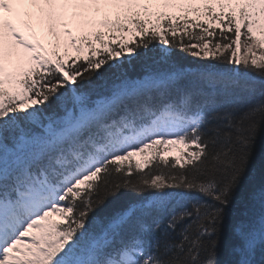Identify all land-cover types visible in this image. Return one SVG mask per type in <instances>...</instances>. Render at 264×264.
Segmentation results:
<instances>
[{
	"label": "snow or ice",
	"instance_id": "1",
	"mask_svg": "<svg viewBox=\"0 0 264 264\" xmlns=\"http://www.w3.org/2000/svg\"><path fill=\"white\" fill-rule=\"evenodd\" d=\"M262 125L264 0H0V264H264Z\"/></svg>",
	"mask_w": 264,
	"mask_h": 264
},
{
	"label": "trees",
	"instance_id": "2",
	"mask_svg": "<svg viewBox=\"0 0 264 264\" xmlns=\"http://www.w3.org/2000/svg\"><path fill=\"white\" fill-rule=\"evenodd\" d=\"M193 58L188 57L187 61H191ZM140 70L139 65L136 64L133 69L130 70L131 74H135ZM170 151L164 153L171 159L178 155V149L181 146L173 145L169 146ZM135 160L143 162L144 157L137 155ZM264 184V125L261 126L259 134L257 136V146L254 150L247 169L241 178L239 185L237 186L231 205L226 208V216L224 221V230L221 236L220 247L218 249L217 260L227 261L231 259L229 255V246L231 243V234L229 226L230 224L238 219L242 218V213L246 210L248 204L247 196L248 193L255 187H259Z\"/></svg>",
	"mask_w": 264,
	"mask_h": 264
}]
</instances>
